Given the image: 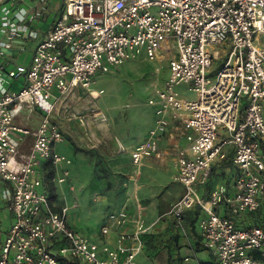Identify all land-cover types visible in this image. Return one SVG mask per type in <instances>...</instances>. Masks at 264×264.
I'll return each mask as SVG.
<instances>
[{"label": "built area", "instance_id": "obj_1", "mask_svg": "<svg viewBox=\"0 0 264 264\" xmlns=\"http://www.w3.org/2000/svg\"><path fill=\"white\" fill-rule=\"evenodd\" d=\"M11 1L20 3L2 8L0 55L10 56L18 40L36 45L29 65L7 69V61L0 63V196L13 215L0 234V264H133L141 234L148 230L143 220L133 221L132 232L119 233L115 247H100L69 224L66 206L53 207L42 188V166L68 161L53 149L64 139L53 119L58 107L76 89L96 98L102 93L93 88L97 71L119 66L141 48L148 59L165 61L169 73L161 86H151L148 103L156 119L144 141L130 150L133 164L159 156L169 118L189 130L188 146L176 155L175 180L184 190L167 214L181 222L188 209L204 212L199 228L215 264H264V227H238L234 220L256 211L264 194V43L259 41L264 0H64L60 16L41 38L26 23L23 0ZM41 10L35 7L34 15ZM222 54L223 64L211 77ZM20 76L22 87L9 89ZM180 84H188L195 97L183 96L176 89ZM25 111L40 113L34 129L20 122ZM28 135L30 150L22 152ZM227 147L236 167L233 192L219 185L203 198L198 185L208 181L212 164L225 158ZM69 176L62 170L58 182ZM219 204L227 214L217 213ZM107 218L115 226L129 221L124 208ZM107 232L105 225L101 233Z\"/></svg>", "mask_w": 264, "mask_h": 264}, {"label": "crops", "instance_id": "obj_2", "mask_svg": "<svg viewBox=\"0 0 264 264\" xmlns=\"http://www.w3.org/2000/svg\"><path fill=\"white\" fill-rule=\"evenodd\" d=\"M18 1H11V0H0V37L4 34V28L1 26V20H2V8L5 7V5H9L12 7L19 6ZM64 0H23V3L21 6H26L28 10L27 15V21L26 23L32 28L34 31L38 33L40 38L46 34L48 30H50L55 22V20L60 16V13L62 12ZM37 6H41L43 10H41V14L38 16L34 15V8ZM36 45L35 40L26 39V41H16L13 52L10 56L4 57L3 55H0V63L3 61H7L8 65L6 64L7 69H12L18 64H24L29 65L31 62V58L33 57V50ZM165 80V79H164ZM163 80V81H164ZM25 82V77L20 76L18 79L12 80L7 84V87L11 90H18L22 87V85ZM163 84V82H162ZM152 85H158L157 82L153 81L150 83L149 86ZM77 91H74L73 95H71L66 102L65 106L60 105L58 107V110L54 112L53 119L56 121V123L59 124V121H57V116L61 110H64L65 113L69 114L72 112V109L77 108H85L87 107L86 103L82 101V103L78 102L76 100L77 95L83 89H76ZM97 90V89H96ZM151 95V94H150ZM151 97V96H150ZM77 103V104H76ZM101 112V110H98ZM25 111L22 115V118L20 121L23 124H26L29 128L34 129L38 121L40 119V113L38 112H32V113H26ZM155 112V107H154ZM37 113L38 115H33ZM27 116V117H26ZM67 118V116H66ZM91 118V117H90ZM86 119V123L83 122L82 125L87 124L90 128V131L87 133L86 137H81L78 134H75L74 131H76V126L79 125V122L73 121L69 123V126H65L64 128L60 125L64 140L67 139L74 143L76 145V141L83 142L84 148L76 145V147L84 152L83 150L87 147H90L88 149H92L91 152L95 154L97 158H99L102 161V165L106 166L104 168L105 172H103L105 175L102 177L99 176L98 169L94 170V177L100 178V182L102 183L103 187L105 189H108L110 192V198L109 196L107 198H104V201L107 203H115L117 206L116 209L110 210L106 215V220L108 219V214L119 210L121 208H124L129 216V221L127 223H124L122 226H115L111 225L109 221L107 220L106 223H103L101 228L105 225H108L109 232L106 234L101 233V229L99 231H96L94 234V237L96 240H91L90 237H88L92 242L97 243L100 247H102L104 244L110 246L111 248L115 247L117 244V238L119 236V233L121 232H132L134 228V220L136 218H140L143 220L144 226L148 227V230L141 234V249L143 244L146 243L145 237H147V234H151V231H149L151 228H153V225L155 224V221H157L161 215H164L168 212L169 208L174 204V202L181 196L183 192L182 185L175 180V176L177 174V165H176V155H177V149L179 147H186L189 144V140L187 139V134H191V132L184 131L182 127H180L179 123L177 121L171 120L169 118V127L166 130L167 132L161 137L160 141L158 142V151L159 156L152 155L147 158H145L141 164L135 165L133 164L131 157H130V150L135 148L140 142L144 141V138L146 137L149 129L154 126L156 114H154L151 118H149V123L147 128L144 131L143 137L138 139L136 142H132L130 144H127L123 141L122 138H120L119 135L116 133L113 135L111 134V129L109 128V123H106L107 121H99L96 119ZM70 119V118H67ZM85 121V120H84ZM68 129V130H66ZM112 136H114L115 141H113ZM80 139H79V138ZM33 137L31 135H28L23 138L22 144H21V151L22 152H28L31 147ZM62 142V141H61ZM60 143V142H58ZM55 143L53 146L54 151L55 145L58 144ZM125 149V150H124ZM227 154L225 158L216 160L212 164L213 173H210L208 181L204 185H198V192L203 198H209L210 193L219 185H224L226 189L230 192H233V180L236 173V167L232 163V156L233 153L230 149V147H227ZM57 152V151H56ZM59 153V152H57ZM61 154V153H60ZM63 155V154H61ZM65 156V155H63ZM66 157V156H65ZM66 159L68 161L60 162L56 165L52 164L49 161H46L43 163L42 166V172L44 175V166L46 164H50L55 170H54V177L53 181L55 182V188H56V198H50L51 201H53V207L55 209H60L62 206H67L66 204L62 203L61 201H58V186L60 184L64 186V183L67 182V180L71 177V171L66 167L67 164L71 162L70 158ZM66 163V164H63ZM211 168V169H212ZM62 170H68L70 172V176L65 179L62 182H58V177H60ZM143 174L145 176H148V180H143L140 182V179H143ZM178 184L182 190L179 192L169 191V187L172 184ZM43 184L42 188L47 191V185L43 178ZM171 184V185H170ZM1 183H0V190H1ZM70 188H74L73 185H70ZM130 203L133 206V209H126L125 204ZM260 204H264V194L261 197ZM76 205V203H75ZM4 210H7L5 203L2 204ZM216 207V211L220 215L227 214V211L225 209V206L223 204H219ZM1 207V203H0ZM70 207V206H68ZM151 207L153 208L152 210ZM6 208V209H5ZM196 208L199 207H193L190 210L187 211L186 216H190L189 212H194ZM200 209V208H199ZM147 211L146 217L153 216L151 222L149 224L145 225V220L143 217V212L145 213ZM263 211L260 210V214ZM244 212L239 215H236L234 217L235 223L238 227H249L252 225H256L259 223L260 216H257V211L253 212ZM10 214V213H9ZM11 215V214H10ZM142 215V216H141ZM12 216H7L1 218V220H7L11 217L9 222L12 221ZM204 216V212L200 209V214L198 216L197 222L195 224L194 232H191L190 226H188V232L184 236L187 237L186 240L182 241L180 239L179 230L176 231L173 230V235H170L169 241L173 246L178 249L180 252L183 250L184 254L183 257H181L179 254L177 257L167 256V260L170 261V259H175L173 264H215V257L211 250L206 249L203 246V237L199 228V220ZM183 219V218H182ZM186 221V220H185ZM8 222V223H9ZM263 222V220H262ZM69 224L77 230L76 226L73 225L71 222ZM162 226V227H161ZM167 223H162L160 226L157 227L156 233H161L166 228ZM161 227V228H159ZM1 228V226H0ZM9 227L5 228L4 230L7 232V229ZM1 230V229H0ZM78 231V230H77ZM79 232V231H78ZM128 243L129 241L126 240L125 243ZM147 244V243H146ZM145 244V245H146ZM205 250L209 254V257L207 260H200L196 259L197 263L194 262H188L189 261V255H194L200 251ZM141 251V250H140ZM139 254V253H138ZM100 257H103L104 254L100 252ZM186 262V263H185ZM148 264H155L153 261L148 262ZM168 264V263H167Z\"/></svg>", "mask_w": 264, "mask_h": 264}, {"label": "rangeland", "instance_id": "obj_3", "mask_svg": "<svg viewBox=\"0 0 264 264\" xmlns=\"http://www.w3.org/2000/svg\"><path fill=\"white\" fill-rule=\"evenodd\" d=\"M260 44L264 43V36L259 38ZM225 56L222 54L218 59L214 60L213 70L211 77H213L220 66L223 64ZM169 73L168 65L165 61L150 60L145 55L143 48L137 54L136 57L127 59L123 61L117 67H109V71L100 72L97 71L94 75L93 88L102 89L96 98L89 95L86 90H83L77 95L76 100L82 103L84 101L87 105L85 108L72 109L69 114L61 110L57 116V121L64 128L69 126V123L73 121L79 122L76 126L75 134L81 137H86L90 128L87 124L82 125L83 122L86 123V119H96L99 121H107L109 123V128L111 129V134H117L124 142L130 144L132 142L138 141L143 137L144 131L148 126L149 118H151L154 112V106L148 103L150 94L152 92V87L149 86L151 82H157L158 86L162 85V82L167 78ZM188 84H180L176 86V89L181 92V94L188 98H194L195 93L192 90H188ZM77 104V103H76ZM98 110H101L98 111ZM39 113V112H38ZM33 115H38L37 113ZM70 118L67 119L66 118ZM85 120V121H84ZM65 129V128H64ZM68 130V129H66ZM220 136H224V130L219 129ZM79 138V137H78ZM80 139V138H79ZM113 141H115L114 136H112ZM76 145L84 148L83 142L76 141ZM74 143L67 139H63L62 142L55 145V150L67 158L71 159V162L67 164V168L71 171V177L64 183V186L60 184L58 186V201L70 206L67 210L68 222H71L76 226L77 230L91 238V240H96L94 234L96 231L101 229L103 223H106V215L110 210L117 208L115 203H107L104 198L109 196L110 192L105 189L100 182V178H95L93 171L98 169L99 176L105 175L104 168L106 166L102 165V161L95 156L92 149L87 147L79 151ZM66 164V163H63ZM55 173V172H54ZM54 177V176H53ZM148 176L143 174V180H148ZM52 183L55 188V182L52 179ZM73 185L74 188H70ZM171 185V184H170ZM179 192L181 187L178 184H172L169 187V191ZM56 198V188H55ZM0 217L11 216L10 212L4 210L2 204L3 200L0 196ZM73 206V204H75ZM126 209H133L130 203L125 204ZM6 209V208H5ZM153 208L151 207L150 210ZM10 213V214H9ZM147 211L143 212V219L145 220V225L153 221L151 217H146ZM142 216V215H141ZM0 218V234L4 236L5 228L11 225L9 219ZM9 222V223H8ZM167 223L166 228L161 233H156V229L160 224ZM170 214L161 215V217L155 221L151 234H147L144 240H146V245L143 244L141 251L134 258L133 264H148V262H154L155 264H173L175 259L167 260V256L177 257L178 254L183 257L184 251L180 252L176 249L173 244L169 241L170 235H173V230L179 232V237L182 241L186 240L188 232V225L185 218L181 219L179 222ZM162 227V226H161ZM159 227V228H161ZM183 233H186L183 234ZM185 235V236H184ZM194 255H189L190 259L188 262L197 263L196 259L207 260L209 254L205 250H200ZM186 263V262H185Z\"/></svg>", "mask_w": 264, "mask_h": 264}, {"label": "trees", "instance_id": "obj_4", "mask_svg": "<svg viewBox=\"0 0 264 264\" xmlns=\"http://www.w3.org/2000/svg\"><path fill=\"white\" fill-rule=\"evenodd\" d=\"M44 181L46 182V185H47V192L49 194V197L50 198H53L55 196V188H54V185L52 183V179H53V176H54V168L50 165V164H46L44 166ZM213 171V168L211 169V172ZM213 173V172H212ZM190 210V209H188ZM186 210L184 213H183V216L182 218H185V220L187 221V225L190 226V229H191V232H194V228H195V224L197 222V219H198V216L200 214V209L199 208H196V210L194 212L191 213V211L189 212L190 216H186L185 217V214H187V211ZM260 210H262L263 214H260ZM257 211V216H260L262 215L261 217H258L259 218V223L256 224V225H259V226H263L264 227V204H260V207L256 210ZM255 212V211H254ZM252 214H254L253 212H251ZM260 214V215H259ZM263 220V222H262Z\"/></svg>", "mask_w": 264, "mask_h": 264}, {"label": "bare ground", "instance_id": "obj_5", "mask_svg": "<svg viewBox=\"0 0 264 264\" xmlns=\"http://www.w3.org/2000/svg\"><path fill=\"white\" fill-rule=\"evenodd\" d=\"M74 205H75V204H73V206H74ZM68 208H69V207H68V206H66V210H68Z\"/></svg>", "mask_w": 264, "mask_h": 264}]
</instances>
